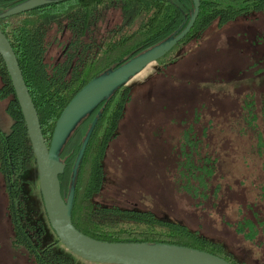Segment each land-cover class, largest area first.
Listing matches in <instances>:
<instances>
[{
    "label": "rangeland",
    "instance_id": "374dc122",
    "mask_svg": "<svg viewBox=\"0 0 264 264\" xmlns=\"http://www.w3.org/2000/svg\"><path fill=\"white\" fill-rule=\"evenodd\" d=\"M166 59L163 70L153 63L127 81L132 100L107 148L104 181L92 202L151 212L220 244L238 264H264L259 227L264 222V155L256 152L240 110L244 94H263L264 14L238 17L221 27L212 24ZM80 117L75 114L68 129ZM11 125L6 102L0 101V130L7 133ZM185 131H192L193 139L204 138L183 140ZM21 184L31 216L43 213L35 165L22 174ZM7 205L0 174V264H34L12 245ZM243 220L254 224L253 240L236 231ZM43 222L44 247L54 246L71 256L73 264H93L67 251L46 218Z\"/></svg>",
    "mask_w": 264,
    "mask_h": 264
},
{
    "label": "trees",
    "instance_id": "16d2710c",
    "mask_svg": "<svg viewBox=\"0 0 264 264\" xmlns=\"http://www.w3.org/2000/svg\"><path fill=\"white\" fill-rule=\"evenodd\" d=\"M25 1L0 0V14ZM192 12V0H57L0 20V30L12 46L37 111L46 146L62 111L85 85L180 33ZM112 13L115 18H111ZM259 13L264 14V0H201L193 28L177 46L198 40L212 24L221 27L238 17ZM167 55L157 62L162 70L167 66ZM0 82V101L6 102V112L12 119L7 133L0 130V174L8 194L14 247L24 250L34 264H73L69 256L55 252L52 246L42 248L33 241L34 226L17 203L21 175L35 165V159L1 57ZM131 100L127 83L115 89L75 126L60 148L59 160L65 169L58 179L61 196L71 205L73 226L98 241L183 246L238 264L220 244L182 224L156 218L147 211L92 202L104 181L107 148L117 138L119 123ZM240 106L254 148L264 155V90L259 98L244 94ZM88 134L83 156L76 164ZM202 135L206 137L205 129ZM201 138L193 139L192 131L183 134V140ZM257 216L254 213L255 219ZM259 227L264 233V222ZM235 228L247 240L256 237L252 221H239Z\"/></svg>",
    "mask_w": 264,
    "mask_h": 264
},
{
    "label": "water",
    "instance_id": "95a60500",
    "mask_svg": "<svg viewBox=\"0 0 264 264\" xmlns=\"http://www.w3.org/2000/svg\"><path fill=\"white\" fill-rule=\"evenodd\" d=\"M50 2L52 1L27 0L0 14V20L25 13ZM192 2V15L180 33L141 53L109 73L93 79L73 97L55 124L49 147L45 144L38 114L29 95L15 53L7 37L0 30V57L5 65L23 116L32 154L35 159L34 164L39 182V193L47 222L59 243L72 255L88 263L230 264L217 256L183 246L146 243H108L92 239L79 232L73 226L71 205L69 202L63 200L58 179L65 169V166L59 160L60 148L75 128L68 129L69 126L67 124L71 118L75 114H81L80 119H83L103 98L126 84L132 76L166 56L176 45L182 42L190 33L199 14L200 0H192ZM89 135L86 136L80 149L76 164L80 162L83 156Z\"/></svg>",
    "mask_w": 264,
    "mask_h": 264
},
{
    "label": "flooded vegetation",
    "instance_id": "af4514ba",
    "mask_svg": "<svg viewBox=\"0 0 264 264\" xmlns=\"http://www.w3.org/2000/svg\"><path fill=\"white\" fill-rule=\"evenodd\" d=\"M55 1H57V0H55ZM201 1V0H200ZM177 46V45H176ZM175 46V47H176ZM174 47V48H175ZM173 48V49H174ZM172 49V50H173ZM171 50V51H172ZM169 54V53H168ZM165 57V56H164ZM163 57V58H164ZM162 59V58H161ZM159 61V60H158ZM157 61V62H158ZM157 62H155V63H157ZM152 65V64H151ZM128 85V84H127ZM129 86V85H128ZM22 176V175H21ZM18 201H17V203H19V204H21L22 206V208L24 209V213L25 214H27V220H29L31 223V225H33L34 226V233L36 234L33 238H35V239H33V241L35 242V243H37L40 247H42V248H45V247H47V246H43V238H44V235H45V232H46V229H45V226H44V222H43V220L46 218V215H45V212H44V208H43V213H41L40 212V210H38V211H35V216H31V214L29 213V210H28V208L26 207V205H25V201H24V196L22 195V184L20 185V194H19V196H18ZM42 200V199H41ZM22 212H23V210H22ZM6 213H7V208H6ZM7 215H8V213H7ZM36 215H38V217H36ZM41 216H43V217H45L44 219H42L41 218ZM8 217H9V215H8ZM47 219V218H46ZM9 223H10V229H11V242H12V245H13V247H14V244H13V240H14V233H13V229H12V226H11V222H10V217H9ZM52 247H54V246H52ZM15 248H17V247H15ZM55 251V250H54ZM55 252H57V251H55ZM59 253H62V252H59ZM67 256H69V255H67ZM71 259H72V257L71 256H69ZM0 263H1V261H0Z\"/></svg>",
    "mask_w": 264,
    "mask_h": 264
}]
</instances>
